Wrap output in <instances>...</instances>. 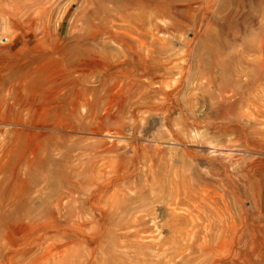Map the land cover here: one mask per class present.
<instances>
[{
	"label": "rangeland",
	"instance_id": "374dc122",
	"mask_svg": "<svg viewBox=\"0 0 264 264\" xmlns=\"http://www.w3.org/2000/svg\"><path fill=\"white\" fill-rule=\"evenodd\" d=\"M262 58L264 0H0V264H264Z\"/></svg>",
	"mask_w": 264,
	"mask_h": 264
},
{
	"label": "bare ground",
	"instance_id": "6f19581e",
	"mask_svg": "<svg viewBox=\"0 0 264 264\" xmlns=\"http://www.w3.org/2000/svg\"><path fill=\"white\" fill-rule=\"evenodd\" d=\"M261 52H262V51H261ZM260 54H261V53H260ZM260 54H259V56H257L256 58L260 57ZM261 55H262V54H261ZM255 56H256V55H255ZM260 59H261V57H260ZM262 59H264V58H262ZM255 61H256V60H255ZM262 62L264 63V61H262ZM256 64H257V63H256ZM263 67H264V65H263ZM243 68H244V67H243ZM260 68H261V67H260ZM253 69H254V68H253ZM247 70H248V69H247ZM247 70H246V71H247ZM260 70H261V69H260ZM237 71H238V70H237ZM250 72H251V71H250ZM239 73H240V72H239ZM242 73H243V72H242ZM244 73H245V72H244ZM254 73H255V72H254ZM258 73H259V72H258ZM256 74H257V72H256ZM235 75H236V74H235ZM235 75H234V76H235ZM252 75H253V74H252ZM252 75H251V76H252ZM258 75H260V73H259ZM261 75H262V74H261ZM234 76H233V77H234ZM255 76H256V75H255ZM240 77H241V76H240ZM246 77H248V76H246ZM258 77H259V76H258ZM253 78H254V77H253ZM254 79H255V78H254ZM226 81H227V80H226ZM228 81H229V80H228ZM258 81H260V80H258ZM258 81H257V82H258ZM224 82H225V81H224ZM255 82H256V81H255ZM257 82H256V83H257ZM228 83H229V82H228ZM237 83H238V82H237ZM259 83H260V82H259ZM232 84H233V83H232ZM232 84H230V85H232ZM263 84H264V83H263ZM236 85H238V84H236ZM254 86H255V85H254ZM254 86H253V87H254ZM257 86H258V85H257ZM260 86H261V85H260ZM260 86H259V87H260ZM234 87H235V86H233V88H234ZM239 87H240V86H239ZM239 87H238V88H239ZM241 87H242V86H241ZM241 87H240V88H241ZM253 87H252V88H253ZM262 87H263V85H262ZM228 88H229V86H228ZM228 88H227V89H228ZM230 88H232V87L230 86ZM230 88H229V89H230ZM252 88H251V89H252ZM227 89L224 91V94L228 91ZM262 89H263V88H262ZM220 90H221V89H220ZM236 90H237V89H236ZM238 90H239V89H238ZM244 90H246V89H244ZM244 90H243V91H244ZM253 90H254V89H253ZM221 91H222V90H221ZM243 91H242V92H243ZM218 92H219V91H218ZM231 92H232V90H231ZM229 93H230V92H229ZM229 93H227V94H229ZM234 94H235V92H234ZM244 94H246V93H244ZM235 95H236V94H235ZM239 95H240V93H239ZM249 95H251V93H249ZM237 96H238V95H237ZM243 96H244V95H243ZM241 97H242V96H241ZM219 98H220V97H219ZM244 98H245V96H244ZM248 98H249V97H248ZM237 99H238V98H237ZM240 100H241V99H240ZM249 100H250V99H249ZM232 101H233V98H232ZM241 101H242V100H241ZM226 104H227V103H226ZM244 104H245V103H244ZM252 105H253V104H252ZM238 106H239V105H238ZM240 106H241V105H240ZM240 106H239V107H240ZM245 107H247V106H245ZM258 108H259V107H258ZM260 108H261V107H260ZM260 108H259V109H260ZM246 110L249 111L250 109H246ZM256 112H257V111H256ZM247 113H248V112H247ZM224 114H225V113H224ZM261 114H262V113H261ZM261 117H262V116H261ZM254 134H255V135H254ZM254 134H253V135H254L253 137L251 136L252 139H251L250 145H249V146L247 145V146H248V149H247V150H250V153H254V154L257 155L258 157L261 156V158H262L263 155H264V130H263V129H259V130L256 131V133H255V131H254ZM223 154H224V153H223ZM252 156H253V155H252ZM260 161H261V160H260ZM262 162H263V160H262ZM153 177H154V176H153ZM185 181H186V180H185ZM95 183H96V182H95ZM194 184H195V183H194ZM186 185H187V184H186ZM76 187H77V186H76ZM177 188H178V187H177ZM182 188H183V187H182ZM238 188H239V187H238ZM178 189H179V188H178ZM77 190H78V189H77ZM187 190H188V189H187ZM201 190H202V189H201ZM95 191H96V190H95ZM172 191H173V190H172ZM177 191H178V190H177ZM183 191H184V190H183ZM67 192H68V191H67ZM179 192H180V191H179ZM186 192H187V191H186ZM170 193H171V192H170ZM206 193H207V192H206ZM194 194H195V193H194ZM170 196H171V195H170ZM184 202H185V201H184ZM192 204H193V203H192ZM101 205H102V204H101ZM101 205H100V206H101ZM169 208H170V207H169ZM173 208H174V207H173ZM175 211H176V210H175ZM136 216H137V215H136ZM77 217H78V216H77ZM212 220H213V218H212ZM79 221H80V220H79ZM209 222L212 223L213 221H209ZM72 223H73V222H72ZM211 223H210V224H211ZM80 224H81V222H80ZM208 224H209V223H208ZM208 224H207V225H208ZM213 224H214V223H213ZM207 225H206V227H203V228H205V229H206L207 227L212 228V226H207ZM84 226H85V225H84ZM133 226H134V225H133ZM210 228H209V229H206V230H210ZM134 229H136V228H134ZM138 229H139V228H138ZM203 231H204L205 236H209L210 233L207 234V233H208L207 231H205V230H203ZM194 232H195V231H194ZM206 232H207V233H206ZM238 232H239V231H238ZM235 236H236V235H235ZM203 238H204V239H203V240H204L203 243H205V240L207 241V239H205L204 235H203ZM225 238H226V237H225ZM234 238H235V237H234ZM209 239H211V238H209ZM201 241H202V239H201ZM198 242H199V241H198ZM203 243H202V244H203ZM206 243H208V242H206ZM206 243H205V244H206ZM209 243H210V242H209ZM209 243H208V244H209ZM210 244H211V243H210ZM210 244H209V245H210ZM206 245H207V244H206ZM206 245L203 246V247H205V250H206ZM209 245H207V246L209 247ZM211 245H212V247L215 246V244H214V245L211 244ZM210 247H211V246H210ZM212 247H211V248H212ZM215 248H216V247H215ZM209 249H210V248H209ZM201 250L204 251V248H203V249L201 248ZM212 250H214V249H212ZM233 250H234V249H233ZM208 251H211V250H207V251H205V252H208ZM214 251H215V250H214ZM205 252H204V253H205ZM216 252H217V251H216ZM217 253H219V252H217ZM210 254H211V253H210ZM204 255H205V254H204ZM207 255H208V254H207ZM211 255H212V254H211ZM231 256H232V255H231ZM212 257H213V255H212ZM219 257H220V256H219ZM221 258H222V257H221ZM221 258H220V259H221ZM214 259H215V258H214ZM217 260H219V258H217ZM213 261L216 263V259L213 260ZM220 261H221V260H220ZM214 262H212V264H213ZM218 262H219V261H217V263H218ZM222 262H223V261H222ZM235 262H236V261H235ZM206 263H207V262H206ZM208 263H209V261H208ZM210 263H211V262H210ZM210 263H209V264H210ZM233 263H234V262H233ZM218 264H219V263H218Z\"/></svg>",
	"mask_w": 264,
	"mask_h": 264
}]
</instances>
